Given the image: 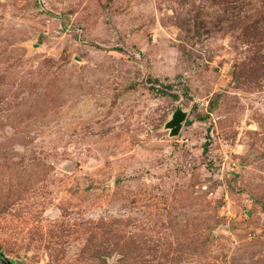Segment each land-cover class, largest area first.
I'll list each match as a JSON object with an SVG mask.
<instances>
[{
	"label": "rangeland",
	"instance_id": "1",
	"mask_svg": "<svg viewBox=\"0 0 264 264\" xmlns=\"http://www.w3.org/2000/svg\"><path fill=\"white\" fill-rule=\"evenodd\" d=\"M0 264H264V0H0Z\"/></svg>",
	"mask_w": 264,
	"mask_h": 264
},
{
	"label": "water",
	"instance_id": "2",
	"mask_svg": "<svg viewBox=\"0 0 264 264\" xmlns=\"http://www.w3.org/2000/svg\"><path fill=\"white\" fill-rule=\"evenodd\" d=\"M186 113L181 109H177L173 114L172 120L167 124V127L170 129L171 135H176L181 130L183 122L186 120Z\"/></svg>",
	"mask_w": 264,
	"mask_h": 264
}]
</instances>
